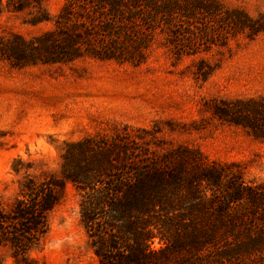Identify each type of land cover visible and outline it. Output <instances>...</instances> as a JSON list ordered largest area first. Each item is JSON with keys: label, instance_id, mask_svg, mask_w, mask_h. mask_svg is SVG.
<instances>
[{"label": "trees", "instance_id": "trees-1", "mask_svg": "<svg viewBox=\"0 0 264 264\" xmlns=\"http://www.w3.org/2000/svg\"><path fill=\"white\" fill-rule=\"evenodd\" d=\"M44 2L9 0L27 11V23L52 25L30 37L0 36L1 59L18 67L85 58L140 65L154 47L181 60L219 37L210 20L218 8L205 7L213 0H66L54 16ZM214 70L200 60L196 73L207 79ZM205 110L264 143V94L215 97ZM142 133L152 132L124 124L66 141L57 169L15 159L18 189L10 198L0 194V264L7 254L34 264L29 253L48 235L68 183L78 190L81 223L100 264H264V182L186 146L154 151Z\"/></svg>", "mask_w": 264, "mask_h": 264}, {"label": "rangeland", "instance_id": "rangeland-1", "mask_svg": "<svg viewBox=\"0 0 264 264\" xmlns=\"http://www.w3.org/2000/svg\"><path fill=\"white\" fill-rule=\"evenodd\" d=\"M65 1L44 4L54 16ZM213 1L216 4L206 2L205 7L218 8L210 18L217 44L181 60L162 47H154L140 65L85 58L65 65L18 67L0 58V130L5 132L0 194L10 198L18 189L12 171L15 159H35L57 169L66 141L124 124L150 130L142 135L154 151L186 146L209 161L237 164L247 181L264 182V143L205 110L215 97L264 94V0ZM8 3L4 0L0 12V36L30 37L52 25H31L27 11H15ZM200 60L215 66L207 79L196 73ZM79 199L77 188L68 183L51 214L48 235L29 253L34 264H100L81 223ZM154 246H161L159 239ZM2 264L22 262L7 254Z\"/></svg>", "mask_w": 264, "mask_h": 264}]
</instances>
